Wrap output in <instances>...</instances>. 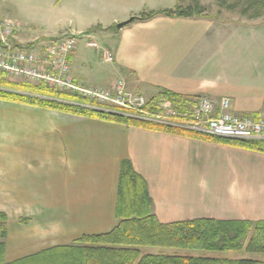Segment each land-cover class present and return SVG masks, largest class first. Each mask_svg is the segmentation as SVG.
I'll return each instance as SVG.
<instances>
[{
    "label": "crops",
    "instance_id": "crops-1",
    "mask_svg": "<svg viewBox=\"0 0 264 264\" xmlns=\"http://www.w3.org/2000/svg\"><path fill=\"white\" fill-rule=\"evenodd\" d=\"M134 24L101 49L106 74L90 67L78 45L71 57L73 79L91 88L124 80L149 100L162 90L218 104L227 99L229 112L261 119L264 31L255 23L160 16ZM211 34L229 43L247 41L249 53L227 52L226 45L211 52ZM106 51L113 62L104 59ZM123 162L145 183L151 212L162 223L264 221L263 152L0 100L6 261L111 232L118 224Z\"/></svg>",
    "mask_w": 264,
    "mask_h": 264
},
{
    "label": "trees",
    "instance_id": "trees-1",
    "mask_svg": "<svg viewBox=\"0 0 264 264\" xmlns=\"http://www.w3.org/2000/svg\"><path fill=\"white\" fill-rule=\"evenodd\" d=\"M254 3L261 2L255 0ZM262 6H264L263 2L260 7ZM202 13L196 3L187 8L178 7L176 10L143 12L135 21L145 22L160 16L195 19L201 18ZM258 15L259 13H256L255 16ZM32 92H37V95ZM162 98L176 105H184L189 100L162 90L158 96L149 101L148 108L155 110ZM0 100L264 153V142L221 138L184 128L164 126L140 119L125 110L112 107L100 108L94 103H90L88 107L87 101L77 96H65L45 87L9 84L1 75ZM151 207L152 202L145 183L133 171L129 162H123L117 199L118 224L111 232L83 236L72 244L56 246L7 262L8 218L6 214L0 213V264H264L262 260L248 258H206L179 253L150 252L147 249L221 253L240 251L244 248V241L252 233L254 237L246 247L247 254L264 255V221L255 223L196 219L165 224L151 212Z\"/></svg>",
    "mask_w": 264,
    "mask_h": 264
},
{
    "label": "rangeland",
    "instance_id": "rangeland-1",
    "mask_svg": "<svg viewBox=\"0 0 264 264\" xmlns=\"http://www.w3.org/2000/svg\"><path fill=\"white\" fill-rule=\"evenodd\" d=\"M254 2L255 0H0V19L8 18L21 24L20 28L16 31L10 41L12 44L14 43L18 47L22 48L42 46L48 44L51 41H56L58 38L65 36V34L76 35L77 46L79 45V47L81 46L86 50L87 58L90 60V67H92L95 72L98 70L105 72L106 74L109 71V66L107 63H105L101 56V49L108 45L114 44L115 39L117 40L116 36L121 30H124L130 26H134V23L140 22L135 21L122 29H118V24L126 22L132 17L137 18L143 12L152 13L161 12L164 10H176L178 7L187 8L198 3L200 9L203 11L200 16L204 19H213L225 24H234L235 22L240 21H252L256 24L258 32H263L264 6H260L262 5V2L264 3V0H259L261 3H256L257 5ZM251 5L254 6L250 7ZM256 13H259V15L255 16ZM209 39L212 45V49L210 45L211 52H214L218 47H221V45H226L227 52H233L235 48L236 51L238 49V52H242L243 54L249 53L247 51L249 50L250 45L247 44V41H242L241 44L233 42L229 43L226 42V36H223L222 40L220 41V38L219 40H216V37H213V34L209 36ZM90 43L96 44L98 48L92 47L93 49H89L88 44ZM213 44L216 48L213 47ZM216 52L220 51L216 50ZM103 57L106 60L105 53ZM111 62H113V60ZM0 75L9 84H25L34 88L45 87L49 90L57 92L58 94L65 96H77L78 98L85 99L87 101L88 107L90 106V103H94L95 106L100 108H111V106L100 104L96 100L85 98L84 96L70 93L68 91L61 92L59 91L58 87L54 88V86L48 85L46 83L35 84L27 80L14 79L9 75ZM85 87L91 88L88 86ZM130 91L137 93L132 90ZM33 94L37 95V92H34ZM145 97L147 101H150L147 96ZM138 118L143 119L144 117ZM146 120L156 122L151 119ZM156 123L163 125L159 122ZM164 126L176 127L171 125ZM7 230L9 237L8 223ZM253 237L254 234L251 233L248 236V239L244 241V248L242 250L230 251L226 253L201 250H147L153 253L169 252L194 257L229 259L248 258L264 261V255L247 254L246 252V247L250 244V240Z\"/></svg>",
    "mask_w": 264,
    "mask_h": 264
},
{
    "label": "built area",
    "instance_id": "built-area-1",
    "mask_svg": "<svg viewBox=\"0 0 264 264\" xmlns=\"http://www.w3.org/2000/svg\"><path fill=\"white\" fill-rule=\"evenodd\" d=\"M21 24L12 19H0V74L35 84L58 87L61 92H70L98 103L131 112L143 119H151L163 125L187 128L215 137L237 140H264V113L260 120L229 112V101L220 104L207 96L189 98L188 103L174 104L160 99L155 110L148 108L149 101L139 93H133L123 80L113 87L87 88L71 76V56L77 49V36L65 34L48 44L22 48L11 43ZM90 47L98 48L96 44ZM111 62L113 55L105 52ZM146 116V117H145Z\"/></svg>",
    "mask_w": 264,
    "mask_h": 264
},
{
    "label": "water",
    "instance_id": "water-1",
    "mask_svg": "<svg viewBox=\"0 0 264 264\" xmlns=\"http://www.w3.org/2000/svg\"><path fill=\"white\" fill-rule=\"evenodd\" d=\"M136 17H132L131 19H129L128 21L126 22H123L121 24H118V29H122L126 26H128L129 24L133 23L135 21Z\"/></svg>",
    "mask_w": 264,
    "mask_h": 264
}]
</instances>
